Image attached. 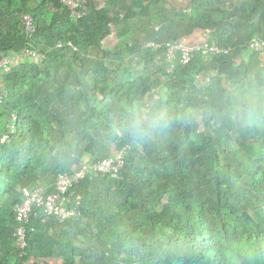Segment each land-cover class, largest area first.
<instances>
[{"label": "trees", "instance_id": "trees-1", "mask_svg": "<svg viewBox=\"0 0 264 264\" xmlns=\"http://www.w3.org/2000/svg\"><path fill=\"white\" fill-rule=\"evenodd\" d=\"M106 1L92 19L59 0H0V55L44 56L0 72V264H264V100L247 114L264 89V68L251 65L261 52L247 45L264 40V0H192L183 9L130 0L121 12L122 0ZM22 14L36 23L32 38ZM196 31L230 54L196 53L170 73L163 43ZM134 119L156 126L139 136L128 130ZM124 149L117 175L93 173L72 188L78 220L37 209L28 247L18 248L24 190L52 193L61 174Z\"/></svg>", "mask_w": 264, "mask_h": 264}, {"label": "built area", "instance_id": "built-area-1", "mask_svg": "<svg viewBox=\"0 0 264 264\" xmlns=\"http://www.w3.org/2000/svg\"><path fill=\"white\" fill-rule=\"evenodd\" d=\"M60 4L70 10L77 18L86 17L89 15V9L85 8L80 0H59ZM24 22V30L28 38H32L36 32V23L29 14L21 15ZM167 48V61L170 63L168 71L171 73L175 69L176 62L180 61L183 65H188L194 58L196 53H202L204 56H220L229 55L231 50L218 46L215 42H210L208 39L201 44H190L188 37L182 38L179 41L172 43H163ZM162 43L152 42L151 47H162ZM249 48L254 51L264 53V40L253 39L247 43ZM68 46L74 48L73 43H68ZM59 48L65 47L63 44L58 45ZM25 56L40 59L44 58L38 52L31 49H25L22 52ZM11 56L3 54L0 60V72L10 70ZM5 95L0 88V108L5 106ZM18 115L11 113L9 115L8 128L13 134L16 131ZM10 140V135H5L1 139V143H7ZM126 149L121 150L113 157H108L93 163L90 160H85L78 164L72 174H61L56 182L55 190L52 193H47L42 187L32 191L24 190L21 203L15 207L17 231L16 244L22 251L28 247V231L27 226L30 224L31 216L37 209H41L47 218H58L60 221L78 220L81 212V199L72 193V188L76 183L83 180L93 173L97 174H112L117 175L125 165Z\"/></svg>", "mask_w": 264, "mask_h": 264}, {"label": "crops", "instance_id": "crops-1", "mask_svg": "<svg viewBox=\"0 0 264 264\" xmlns=\"http://www.w3.org/2000/svg\"><path fill=\"white\" fill-rule=\"evenodd\" d=\"M82 1V3H84L86 6H88L87 4H95L96 8L95 11L91 15L92 19H94L96 17V14L101 11L104 7H106L107 5V1L106 0H80ZM192 0H172V4L177 8V9H183V8H187L190 4H191ZM118 3V2H117ZM35 2H31V6L34 7L35 6ZM128 6L130 8L132 3L130 2V0H122L121 4H117L115 6V9L117 10V12H121L122 11V6ZM96 13V14H94ZM124 13V12H123ZM111 16H113V13L110 12ZM4 24L2 22H0V29L3 28ZM210 37V34L208 32H204V31H196L194 34H192L191 36H188V42L190 44H201L204 43L206 41V39H208ZM111 41L112 44L109 46H107V42ZM106 43V45H105ZM104 45L105 47L109 48V49H113L116 45V38L114 35L110 36L107 38L106 41H104ZM23 52V51H22ZM20 53L19 55H14L13 53H10L9 55L11 56V63H14V65H17L18 63H20V61L30 58V59H34V60H40V59H36V58H32L29 56H25L23 53ZM259 59L257 58H253L251 61V65H253L254 69L259 71L261 70V67L264 68V53H259ZM8 55V54H7ZM1 55H0V60H1ZM243 57H239L238 58V62L241 64L243 61ZM244 61H246V59H244ZM10 63V66H11ZM10 71V70H8ZM7 71V72H8ZM263 71V70H262ZM4 72V71H2ZM208 80L207 75H203L201 78L198 79V81L200 83H204ZM0 87H3L2 81H0ZM0 110H3V107H1ZM6 127H8L6 125Z\"/></svg>", "mask_w": 264, "mask_h": 264}, {"label": "clouds", "instance_id": "clouds-1", "mask_svg": "<svg viewBox=\"0 0 264 264\" xmlns=\"http://www.w3.org/2000/svg\"><path fill=\"white\" fill-rule=\"evenodd\" d=\"M248 116L251 117L254 114V103L249 102ZM154 123H146L142 119H134L128 130L134 132L136 135L142 136L147 135L155 127Z\"/></svg>", "mask_w": 264, "mask_h": 264}, {"label": "rangeland", "instance_id": "rangeland-1", "mask_svg": "<svg viewBox=\"0 0 264 264\" xmlns=\"http://www.w3.org/2000/svg\"><path fill=\"white\" fill-rule=\"evenodd\" d=\"M183 1V0H182ZM107 40V39H106ZM105 40V41H106ZM109 44L111 45L112 44V42L111 41H109V42H107V46H109ZM105 45H106V43H105ZM255 95V100L253 101V103L256 101V99L257 98H260V99H263L264 100V89H261V88H257V90H256V92L254 93ZM247 96H250V93H247L246 94ZM256 104V103H255ZM244 110V109H243ZM245 112H247L246 110H244ZM248 113V112H247ZM249 117V116H248ZM251 117H249V119H250ZM249 119H248V122H249ZM257 122L259 123V127H261V128H264V122H263V120L262 119H258L257 120Z\"/></svg>", "mask_w": 264, "mask_h": 264}]
</instances>
